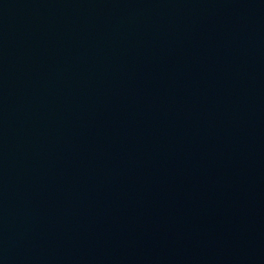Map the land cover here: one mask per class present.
Masks as SVG:
<instances>
[{"label": "water", "instance_id": "1", "mask_svg": "<svg viewBox=\"0 0 264 264\" xmlns=\"http://www.w3.org/2000/svg\"><path fill=\"white\" fill-rule=\"evenodd\" d=\"M0 264H264V0H0Z\"/></svg>", "mask_w": 264, "mask_h": 264}]
</instances>
